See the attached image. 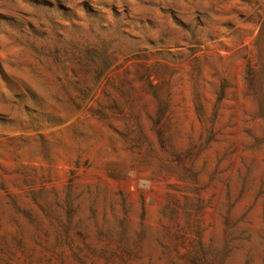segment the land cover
Returning a JSON list of instances; mask_svg holds the SVG:
<instances>
[{
    "label": "rangeland",
    "instance_id": "rangeland-1",
    "mask_svg": "<svg viewBox=\"0 0 264 264\" xmlns=\"http://www.w3.org/2000/svg\"><path fill=\"white\" fill-rule=\"evenodd\" d=\"M0 264H264V0H0Z\"/></svg>",
    "mask_w": 264,
    "mask_h": 264
}]
</instances>
